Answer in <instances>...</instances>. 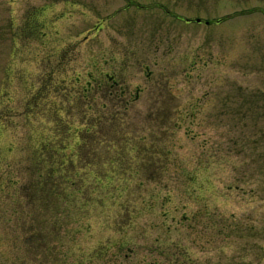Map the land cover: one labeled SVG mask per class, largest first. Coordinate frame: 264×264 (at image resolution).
<instances>
[{"label": "rangeland", "instance_id": "374dc122", "mask_svg": "<svg viewBox=\"0 0 264 264\" xmlns=\"http://www.w3.org/2000/svg\"><path fill=\"white\" fill-rule=\"evenodd\" d=\"M173 262L264 264V0H0V264Z\"/></svg>", "mask_w": 264, "mask_h": 264}, {"label": "flooded vegetation", "instance_id": "af4514ba", "mask_svg": "<svg viewBox=\"0 0 264 264\" xmlns=\"http://www.w3.org/2000/svg\"><path fill=\"white\" fill-rule=\"evenodd\" d=\"M30 20H31V19L29 18L27 22H29ZM34 32H35V31H31L30 33L33 34ZM66 49H68L67 46H66L64 49H62L60 53H62V52L66 53ZM68 51H69V50H68ZM87 75H88L90 81L93 82V85H91L90 82H88L87 84H85L86 87L84 88V90H85V93H86V92L88 93V96H89V94H91L92 91H95V89H94L95 87H94V86H96V89H100V90H96V91H98V92H100V93H102V94H105L103 91H107L108 94H109V97H110L111 101H114V100H117V99H118V101L121 100L119 97H117V96H112V95H111V94H112V93H111V90H112V89L115 90V89H114V86L109 87V82L112 81L113 78H111V77H106V80H105V79L103 80V79H100V78H95V77H93V76H94V73H91V72H88ZM114 82H115V81H114ZM104 88H108V89H106V90H102V89H104ZM110 88H111V89H110ZM85 93H83V94H85ZM101 99H102V98H101ZM123 100H124V99H123Z\"/></svg>", "mask_w": 264, "mask_h": 264}, {"label": "trees", "instance_id": "16d2710c", "mask_svg": "<svg viewBox=\"0 0 264 264\" xmlns=\"http://www.w3.org/2000/svg\"><path fill=\"white\" fill-rule=\"evenodd\" d=\"M40 155V153H38ZM37 155L36 157H38L39 159V162L41 163H38V166L40 169H43V173H41V175L39 176L38 180H40L41 182H46V178L48 176H52L51 174L48 175V171H50V169H52V167H49L46 165V159L47 157L46 156H42V155ZM47 172V173H46Z\"/></svg>", "mask_w": 264, "mask_h": 264}, {"label": "water", "instance_id": "95a60500", "mask_svg": "<svg viewBox=\"0 0 264 264\" xmlns=\"http://www.w3.org/2000/svg\"><path fill=\"white\" fill-rule=\"evenodd\" d=\"M197 23H199L200 21L199 20H196ZM206 25H208V23H206Z\"/></svg>", "mask_w": 264, "mask_h": 264}]
</instances>
